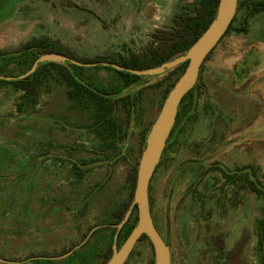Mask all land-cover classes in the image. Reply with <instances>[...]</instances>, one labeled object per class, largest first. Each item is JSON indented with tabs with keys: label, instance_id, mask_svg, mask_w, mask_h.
Masks as SVG:
<instances>
[{
	"label": "rangeland",
	"instance_id": "obj_1",
	"mask_svg": "<svg viewBox=\"0 0 264 264\" xmlns=\"http://www.w3.org/2000/svg\"><path fill=\"white\" fill-rule=\"evenodd\" d=\"M195 6L196 0H0V50L51 39L78 58H129ZM151 7L157 17L143 19ZM30 66V56L12 55L0 62V76L23 75ZM95 67L79 71L86 84L120 87L119 74ZM167 73L141 76L125 91L137 95L136 107L132 116L118 109L115 146L92 126L95 105L80 108L64 87L43 90L23 113L20 94L0 89V264H103L117 232L108 225L111 215L130 196L128 176L135 167L138 173L175 78L164 80ZM158 166L152 218L171 264H264V196L240 190L221 171L249 173L264 186V11L239 12L204 62ZM82 237L86 245L72 252ZM126 238L127 230L119 247ZM155 261L145 239L126 264Z\"/></svg>",
	"mask_w": 264,
	"mask_h": 264
},
{
	"label": "trees",
	"instance_id": "obj_2",
	"mask_svg": "<svg viewBox=\"0 0 264 264\" xmlns=\"http://www.w3.org/2000/svg\"><path fill=\"white\" fill-rule=\"evenodd\" d=\"M219 2L220 0H196V6L192 9V11L184 8L181 13L175 16L171 26L157 29L153 33L151 37V43L144 53H132L129 58L119 56L117 58L108 59L106 57L100 56L94 58L93 60H88L85 58L75 57L68 49L64 47L60 41H54L51 39H32L31 41L21 45L13 53L0 50V62L8 60L9 56L12 55H28L30 56L31 69L34 62L40 56L45 54H61L71 57L84 64L98 63L102 61L140 71L159 67L163 63L171 61L188 52V50L202 36V34L207 30L215 18L219 7ZM241 11H245L247 13V17H254L264 11V4L258 0H239L237 14L224 37H226L233 29L235 23L237 22L239 12ZM239 32H244V29L240 30ZM187 65L188 63H184L175 68L173 71L167 73L164 80L173 77L175 78L171 79L172 82L167 88L163 100L166 99L171 89L182 76ZM95 68H104L119 74L122 77V83L120 87L112 90L106 88L94 89L79 77V71L85 69L84 67L71 64L45 63L39 65L37 71L25 79H20L19 77L21 75L16 77L5 76L15 77V80L7 81L0 79V89L11 88L16 93L20 94L17 110L19 113H23L24 110L28 108L34 109L37 106L43 90L48 91L52 89L53 84L64 87L68 99L74 102L80 108L86 109L89 104L95 105L96 108H94L92 115V126L96 132H98L100 135H103L107 141H110L109 144L115 146V143L122 130V124L119 123L116 113L118 109H121L125 114L132 116L136 107L137 95L135 96L130 93L125 94V91L131 88L133 85L138 84L142 77L126 72L116 71L108 67L96 66ZM192 92L193 90L190 91L186 97ZM149 130L150 127L146 131L148 132ZM145 137L146 136L143 135L144 140L141 143L142 146H145ZM74 167L77 169L78 165H74ZM136 178L137 169L135 167L132 173H130L128 176V182L131 187L130 196L127 202L120 205V207H118L117 210L111 215V219L108 223L110 227L114 228V231H116L114 226L119 224L124 219L126 212L133 203ZM247 189L253 193L264 196V186L262 185L261 190H259L256 188L255 183L253 181H249V179L247 180ZM135 213L137 215L135 216L133 223L128 227ZM137 223L138 211L135 207L131 218L119 234L118 242L126 230L128 238L133 229L136 227ZM145 239L149 240L146 235H143L139 242ZM111 251L112 245L110 247V253ZM105 262L106 259L104 260L103 264Z\"/></svg>",
	"mask_w": 264,
	"mask_h": 264
},
{
	"label": "water",
	"instance_id": "obj_3",
	"mask_svg": "<svg viewBox=\"0 0 264 264\" xmlns=\"http://www.w3.org/2000/svg\"><path fill=\"white\" fill-rule=\"evenodd\" d=\"M238 3L239 0H220L215 18L188 52L171 61L163 63L159 67L140 71L108 62L84 64L65 55L45 54L34 62L29 71L19 77L20 79H25L33 75L37 71L39 65L45 63L71 64L88 68L101 65L137 76L161 75L174 70L184 63H188L184 73L178 79L166 98L148 134L146 147L139 163L134 200L129 210L126 212L124 219L114 226L117 232L114 237L113 254L105 264H126L136 244L143 235H146L153 245L156 256L155 264H171L169 248L157 231L152 218L149 196L150 184L162 160L168 139L176 124L180 105L186 95L194 89L200 70L207 57L214 51L229 30L237 14ZM0 79L13 81L15 77L0 76ZM135 207L138 211V223L119 248L117 245L119 234L131 218Z\"/></svg>",
	"mask_w": 264,
	"mask_h": 264
},
{
	"label": "flooded vegetation",
	"instance_id": "obj_4",
	"mask_svg": "<svg viewBox=\"0 0 264 264\" xmlns=\"http://www.w3.org/2000/svg\"><path fill=\"white\" fill-rule=\"evenodd\" d=\"M165 28V27H164ZM225 179L227 181H229L230 183L237 185L238 184V188L241 190H248L247 189V180L249 179V181H253L256 185V188L261 190L262 188V184L261 182L257 179V177H253L251 174L249 173H245V172H236V174H232L230 171H228L226 168L221 169ZM156 173V172H155ZM155 176V174H154ZM154 178V177H153ZM153 180V179H152ZM152 184V181H151ZM151 184H150V189H151ZM250 191V190H249ZM252 192V191H251ZM258 196H261L257 193H255ZM149 196H150V208H151V213H152V199H151V195H150V190H149ZM155 224V223H154ZM156 227V226H155ZM85 237H82V239L79 240V242L75 243L72 247V252L78 248V249H83V247L86 245L87 243V238L84 239ZM120 248V247H119ZM110 248L106 251V254L104 256L103 261L106 259V262H108V260L111 258L112 254H113V245H112V251L110 253ZM105 262V263H106ZM104 263V264H105Z\"/></svg>",
	"mask_w": 264,
	"mask_h": 264
},
{
	"label": "crops",
	"instance_id": "obj_5",
	"mask_svg": "<svg viewBox=\"0 0 264 264\" xmlns=\"http://www.w3.org/2000/svg\"><path fill=\"white\" fill-rule=\"evenodd\" d=\"M155 13H156V10L153 7H151L150 9L142 11V17L143 19L156 18L157 16H155Z\"/></svg>",
	"mask_w": 264,
	"mask_h": 264
}]
</instances>
